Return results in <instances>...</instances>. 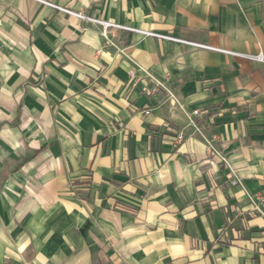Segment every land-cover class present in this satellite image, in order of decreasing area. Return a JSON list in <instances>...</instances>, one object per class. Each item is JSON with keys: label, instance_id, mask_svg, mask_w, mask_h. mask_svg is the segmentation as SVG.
<instances>
[{"label": "crops", "instance_id": "1", "mask_svg": "<svg viewBox=\"0 0 264 264\" xmlns=\"http://www.w3.org/2000/svg\"><path fill=\"white\" fill-rule=\"evenodd\" d=\"M46 1L264 54V0ZM0 264H264V64L0 0Z\"/></svg>", "mask_w": 264, "mask_h": 264}, {"label": "built area", "instance_id": "2", "mask_svg": "<svg viewBox=\"0 0 264 264\" xmlns=\"http://www.w3.org/2000/svg\"><path fill=\"white\" fill-rule=\"evenodd\" d=\"M37 1H39V2H41L43 4H45V5L53 8V9H55V10L61 11V12L66 13V14H69L70 16H73V17L82 19L84 21H88V22L100 25L101 26V33H102L103 36H106L107 29L109 27H116L118 29H123V30L136 32V33H139V34H141L143 36L156 37V38H160V39H164V40H169V41L181 43V44H184V45H191V46L202 48V49H208V50H214V51L223 52V53L235 54V55L243 56V57H245V58H247V59H249L251 61H256V62L264 64V54L261 51H259L258 53H255V54L231 53L230 51H227V50H224V49H220L218 47H213V46H210V45H207V44L197 43V42L189 41V40L182 39V38L171 37L169 35H163V34L151 31V30L133 28V27L126 26V25H118L116 23H112V22L107 21V20L98 19V18H95L93 16L86 15V14H84L82 12H75V11L66 9L64 7H61V6L56 5V4H53V3L49 2V1H46V0H37ZM130 75L132 76L133 74L130 73ZM192 113H193V115H198V114H200V111L199 110H194ZM183 139H184L183 136L180 133H177L175 138H174V141L176 143H181L183 141Z\"/></svg>", "mask_w": 264, "mask_h": 264}, {"label": "trees", "instance_id": "3", "mask_svg": "<svg viewBox=\"0 0 264 264\" xmlns=\"http://www.w3.org/2000/svg\"><path fill=\"white\" fill-rule=\"evenodd\" d=\"M165 127L168 128V129H171V131L174 130L173 127H171V126L168 125V124H167ZM154 141H155V138L152 137V139H151V143L153 144ZM177 147H178V143H171V149H172V150H175Z\"/></svg>", "mask_w": 264, "mask_h": 264}]
</instances>
